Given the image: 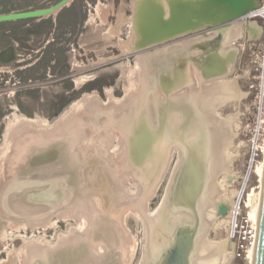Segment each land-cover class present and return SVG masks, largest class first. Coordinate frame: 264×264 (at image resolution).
<instances>
[{
    "label": "rangeland",
    "instance_id": "rangeland-1",
    "mask_svg": "<svg viewBox=\"0 0 264 264\" xmlns=\"http://www.w3.org/2000/svg\"><path fill=\"white\" fill-rule=\"evenodd\" d=\"M58 1L0 0V14L42 9ZM157 1L160 2L158 5L164 8L163 0ZM190 1H184L187 3L188 9L192 11L189 12L187 9V12L194 13L200 3L197 5L196 1ZM134 2L136 0H72L57 15H51L43 19L0 24V50L13 43L18 44L19 40L26 42L23 49L18 48L21 54V57L18 58L21 61L20 63L10 66L0 65V190L8 178L4 174L8 164L9 171L15 165H18V162L13 165L12 155L22 153L25 144L29 141L30 145L33 146V144L36 145L39 142L48 143L54 139L57 140L61 136L67 137V139L64 137L67 145L64 144V141L61 142L63 144L57 145V154L47 167L42 169L36 166L33 170L29 169L30 173L34 175L40 174L39 172H45L49 175L52 173H68L71 174L68 184L74 185L84 182L80 184L81 189H87L81 196L74 198L69 206L60 208L61 210L59 209L46 217L45 214L35 216L38 215L36 212L41 210V208L38 209L40 206H28L17 200V197L10 200L11 207L16 212L23 213L24 216L27 215L26 217L15 218L9 216L3 211L0 203V264H39L40 260L43 259L42 257L45 258L47 264H60L64 259L63 257L59 258L60 253L67 248H75L76 246L81 249L74 252L76 255L79 254L76 258L81 262L80 264L141 263L145 244L144 224L146 223L144 218L147 220L149 217L147 214H153L159 205H162L161 200L165 189L177 161L180 159L179 151L176 147L172 150L171 159L160 184L156 188L157 190L146 201V209H142L141 216L144 220L142 218L141 220L137 219L134 214L135 211L132 212V197L135 188L130 184L131 178L137 177L138 174L141 176L137 178L138 180L141 179L142 183L150 184L153 181L147 180L144 173L137 171L130 163L127 164V162L124 165L123 158H121L122 152L116 153L118 151L117 138L111 139L109 137L110 146L112 144V156L111 151L105 154L107 156L105 158L99 156L95 148L102 147L103 142L106 141L104 137V141L100 142L103 137L100 132L103 130L110 131L112 136H119L118 129H123L120 127L114 128V122L107 121V118L97 124L101 115H96L95 112L88 115V112L93 109L104 107L115 109L119 107L121 103L126 102V90H129V96H127L129 101L134 94L140 91L142 81L149 75L150 77L154 76L156 67L153 65V69L148 68L149 62H152V60L146 58L145 54L147 52L141 51L145 46L135 48L134 51L131 48L132 51L127 53H123L122 48L119 47L123 42V44H128ZM161 19H164L163 15ZM165 20L168 21L169 17H166ZM189 21L193 24L189 28L190 30L180 31L182 32L180 34L202 29L204 27L202 25H205L202 24L203 19L195 16H191ZM193 21L196 22L195 25ZM187 25L172 24L169 26V32H166L170 34L160 33L163 31L160 30L158 37L169 35L170 37L167 38H173L174 33L182 30L183 27L186 28ZM228 26L224 27L226 28L225 31H227ZM159 27L162 29L163 24L160 23ZM245 27L241 36L236 40L235 48L238 47L239 50L237 49L236 61L226 81L236 80L238 88L247 95L240 102H230L223 107L216 108V114L220 118L223 117V119L238 113L237 119L233 121L231 126L232 132L236 136L227 148L228 153L231 155L230 172L229 174L220 173L217 176L218 181L223 185L225 184L226 192L230 197L237 192H242L243 182L246 180L247 143L241 135V129L245 122L243 115L245 106L251 99L253 90L249 88L247 49H241V45L247 46L252 41L247 33V26ZM30 29L36 31L29 33L25 31ZM215 30V28L207 27L201 31L181 35L169 40L165 44L168 48L166 47V50H164L169 53L171 51L167 49L171 50L179 42H186L183 45H188L192 43L190 40H196L197 42L201 37L210 38ZM110 31H114V37L110 36ZM214 40L219 39L215 38ZM186 49L187 47L177 49L175 55L178 52V54L189 53V50ZM140 55L146 63L141 81H139L137 75H132V78L129 76L131 69L135 66L136 58ZM228 56H230V53L225 58H228ZM163 59L167 61L166 54ZM190 70L191 75H194L191 76L192 80L189 82L190 88L188 90L186 88V91L184 90L178 94L186 92L190 95L188 92L193 90L202 92L203 89L210 91L213 86L219 83L215 79L216 76L209 80H201L195 66L191 65ZM188 81H190L189 77ZM136 82L140 85L137 91H135L134 86L131 87V84ZM91 104L94 105H92L93 108ZM125 112H119V114H125ZM86 115L88 118L85 117ZM22 117L32 119L34 122L29 127L31 129L30 134L28 136L13 137L11 128ZM70 118H78L79 120H73V123L69 124L70 122H67ZM208 123L212 128L209 121ZM63 124L65 128L59 134L60 137L52 133L54 126ZM214 129L216 128H212V131ZM75 132L77 138L79 135V142L71 148L72 139L76 137ZM73 136L74 138H72ZM18 137L23 138L19 139ZM68 145H70V149ZM104 147L107 146L104 145ZM166 147L167 152L163 165L167 160L170 146ZM68 150L72 155H69ZM113 153H116L119 164ZM115 159L116 163L113 162ZM151 162V166L146 168L145 173L149 176L154 175L152 171L156 167V160L151 159ZM115 164L119 166L121 164L123 168ZM21 168L18 172L19 175L24 173L22 170L26 169V165ZM79 173L80 177H76L75 174ZM257 175H252L250 178L247 190L244 192V203H247L249 193L252 194L253 202H257L261 187L260 180L262 179L261 169H259ZM235 177L239 179H235ZM117 178H120L122 183ZM114 179L117 180L114 182ZM123 185L127 189L126 191H124ZM242 208L240 217L245 216L248 212L250 217L253 218L254 210H251L253 208L248 206L245 208L243 203ZM159 212L160 210L156 213ZM83 220L86 221V224L82 225V229H79L77 224L80 222L84 224ZM156 220L158 222V219L154 221L156 222ZM229 224H231V221L228 218L216 219L207 232V239L210 241L227 239L229 237ZM231 244L233 245V256L229 264H252L249 255L248 260L235 258L237 243L231 240ZM99 248H102L101 251ZM69 259L71 258L69 257Z\"/></svg>",
    "mask_w": 264,
    "mask_h": 264
},
{
    "label": "water",
    "instance_id": "water-1",
    "mask_svg": "<svg viewBox=\"0 0 264 264\" xmlns=\"http://www.w3.org/2000/svg\"><path fill=\"white\" fill-rule=\"evenodd\" d=\"M71 1L59 0L42 9L0 14V24L43 19L57 15ZM208 4L209 6L217 4L219 8L226 5L229 9L228 16L210 26V28L216 29L210 38L201 37V41L197 42L190 40L193 43L188 45H183L186 42H179L174 46L187 47L189 53H185L183 56L182 54H173V60L168 59L167 61L163 59L166 54L164 49L168 48L165 44L171 39L148 48L145 56L153 59L152 63H149V67L153 69L154 65L156 70L153 77L149 75L145 78L146 80L142 81L140 91L129 99L128 106L133 110L127 108L125 114H119L118 109L104 107L88 112V115H92L94 112L96 115L104 114L98 118L97 124L107 118V121L114 122L113 126L116 128H126L128 162L137 171L143 172L144 177L150 182L156 179L158 170L163 166L167 152L166 146L177 144L180 147V159L177 161L165 189L161 200L162 206L159 205L162 208L158 207L160 209L157 216L158 222H154L149 217V220L147 219V225L151 228L148 233V256L143 264H195L194 258L198 242L208 232L202 214L205 209V201L210 194L213 176V131L208 123L210 118L206 112L197 108V105L194 104L196 102L189 94L186 92V94L175 93L185 82H188L187 71L190 70L191 65L196 67L201 80H209L226 72L227 60L235 63L238 47V50L232 51L228 58L221 54L225 44L226 28L224 27L255 10L258 0H208ZM181 7L179 4L173 3L170 6V11L176 13L179 10H184ZM211 37H213L212 40ZM215 38L219 40H214ZM163 50L165 52H161ZM153 52H156V55L153 56ZM157 52H160L159 55ZM150 103L155 105L152 121L147 109ZM85 117L88 118L87 115ZM64 137L54 139V142H39L33 146L29 141L25 144L22 153L11 156L13 165L16 162L18 165L9 171L8 164L5 169L6 173L4 172L8 178L0 190L1 206L9 216L15 218L27 216L12 209L10 200L13 197H17V200L28 206H40L38 209L41 208V210L36 212L38 215L35 216L45 214L46 217L60 208L69 206L74 198L87 191V189H81L80 184L84 182L68 184L71 178V174L68 173H52L51 175L45 172H39L38 175L30 173L29 169L33 170L36 166L42 169L47 167L57 154V145L63 144L61 142L65 140ZM21 138L23 137L19 139ZM64 144L67 145L66 141ZM68 152L69 155H72L69 150ZM151 159L156 160V167L153 169L154 175L149 176L145 173L146 168L152 164ZM70 160L72 159L70 158ZM23 165H26L25 170L27 171L22 170L24 173L19 175L18 172ZM75 175L80 177V173ZM260 203L253 264H264V178L261 184ZM227 211L226 204L220 203L216 216L218 218L225 217ZM171 215H180L182 218L177 224L170 227L168 218ZM79 250L81 249L76 246L61 252L59 258L63 257L64 259L60 264H80L81 262L76 258L79 254H74ZM42 258L39 264H47L45 258Z\"/></svg>",
    "mask_w": 264,
    "mask_h": 264
},
{
    "label": "bare ground",
    "instance_id": "bare-ground-1",
    "mask_svg": "<svg viewBox=\"0 0 264 264\" xmlns=\"http://www.w3.org/2000/svg\"><path fill=\"white\" fill-rule=\"evenodd\" d=\"M184 1H182V0H163V2H164V3L162 2L163 5H164V8H163V7H161V5L160 6L158 5V3H160V2H158L157 0H136V2H134V4H133L134 7H133L132 27L130 29L131 31H129V33H128L129 34L128 35V41H127L128 44H123L124 43L123 42L119 46V47L122 48V52L123 53L131 52L132 51L131 48H133V51H134L135 48L138 49V47L142 48L144 46L145 47L142 48L141 51L142 52H144V51L146 52L148 50V48H150L153 45H156L157 43L164 42L166 40L173 39V38L179 37L181 35L182 36L185 35V34H180V33H182L180 31H185L186 29H189L193 25L191 23V21H189L191 16H195L196 18L198 17V18L203 19V23H202V21H201V23L205 24V25H202V26H204L202 29L193 31V32H197V31H201V30H203V29H205L207 27H210V26L218 23L220 21V19L224 18L225 16H228V14H229V9H228V7L226 5L222 6L220 8L217 6V4L209 6L208 0H191L193 2L196 1L197 5H198V3H200V5L198 6V9L196 11H194V13H188L187 12V9H188L187 6L188 5ZM173 3L179 4V6H182L181 8H183L184 10H179L176 13H172L170 11V6ZM188 11L192 12V11H190V9H188ZM248 14H250V13H248ZM162 15L164 16V19H161ZM166 17L167 18L169 17L168 21L165 20ZM167 22H169V23H167ZM193 22H195V21H193ZM160 23L163 24L162 29H160V27H159ZM172 24H175V25H177V24L178 25H182L183 24L184 26L186 24H188V25L186 26V28L183 27L182 30H179L178 32L174 33L173 38H167V37H170L169 35H164L163 37H158L160 33L170 34V33H166V32L168 31L169 26L172 25ZM195 24H196V22L194 23V25ZM246 25L248 26L247 27L248 28L247 33L249 35V38H253L254 36L256 37V36L260 35L259 33L261 31H260V29H259V27H258V25H257V23L255 21L249 20V21L246 22L245 20H243V18L239 19V20H236V21H233L232 24L230 23L229 26L227 27V31H226L225 36H224L225 37V44H224V48L222 49V53H221L224 57H226L227 54L231 53L232 51L236 50V48H235L236 47L235 46L236 40L241 36L242 30L244 29V27ZM199 26H198V28H199ZM253 28H255V30ZM160 30H163V31H161L159 33ZM193 32L189 31L188 33H193ZM109 34H110L111 37H114L115 33H114V31H110ZM160 39L161 40L162 39H166V40L161 41ZM198 41H201L200 38H199ZM129 43H131V44H129ZM132 44H134V45L131 47L130 45H132ZM181 47L182 46H174V47L171 48V50L167 49V50L171 51V52H169L170 54L166 52L167 60L168 59H172L173 60V58H174L173 54L175 55V51L177 49L181 48ZM158 53H160V52H157V54ZM178 53H176V55ZM152 55L153 56L156 55V52L154 54H152ZM141 56L142 55H140L139 57L136 58L135 66L133 67V69H131V71H130L131 73L129 75L130 77L132 75H137L139 77V79H140L139 81L142 80V76H143L144 71H145L144 66H146V63L142 60ZM147 59H149L150 61L151 60L153 61V59H150L149 56L147 57ZM149 63H152V62H149ZM233 66H234V63H232V62L227 60V70H226V72H224L220 76H216L215 77V79H217L219 81V83L217 85L213 86V88L210 89V91H205L203 89L202 92L198 91V90L197 91L193 90L192 92H188V93H190L191 98L196 102L194 104L197 105V108H199L203 112H206L209 115V118H210L209 122H210L211 127L212 128H216V129H214L213 135H212L213 154H214L213 159H212V161H213L212 162V166H213V174L212 175L213 176H212V182H211V187H210V194H209L208 199L205 201V204H204L205 205V209L203 211L202 218H203V221H204V223L206 225V228L209 230V228L212 225V223L216 219H218V217L216 216V212H217L218 205L220 203H224L228 207V211H227V214H226L225 218L230 219V221L232 220V218L235 215H237L241 211L242 203H243V206L245 208H247V206H248V207L253 208L251 210H254L253 218L250 217L249 213H248V216L254 221V223L256 225V232H257L258 223H259V216H260V205H261V203H260V201H261V187H260V191H259L260 193L258 195V199H257L256 203L253 202L252 194H250V193L247 195V203H244V201H243L244 200L243 199L244 198V194H245L244 193L245 192L244 188H242V192L241 193L237 192L236 194H234V196L230 197V196H228V194L226 192V188L224 186L225 184L223 185L217 179V176L220 173L229 174V172H230L231 155L228 153V149L227 148L229 147V145L232 143L233 139L236 136V134H234L232 132L231 126H232L233 121L237 119L238 113L235 114L234 116H231L229 118L223 119V117L220 118L216 114L217 113L216 112V108L220 107V106L223 107V106H225L226 104H228L230 102H240L242 99H244L246 97L245 95H247V93L246 94L243 93L238 88V85H237L235 79H234L235 81H231V80L230 81H226L227 77L229 76V74H231ZM148 68H149V66H148ZM191 70L188 71V77L190 78V81H188L187 83L185 82L187 85L183 84V86L180 87L179 90L176 91V93L183 92L187 87L190 88L189 82H191L192 77L194 76V75H191ZM131 85H132L131 87L134 86V88H136L135 91H137L140 88L141 84L139 85L138 82H136L135 84H131ZM184 85H186V86H184ZM187 90H188V88H187ZM109 93H110V91H109ZM125 93H126L125 94V97H126L125 99L126 100L125 99L124 100L126 102L121 103V105L119 107L115 108L116 110L118 109L120 113L121 112H125L127 110V108H129V106H128L129 105L128 104L129 101L127 100V96H129V90H126ZM133 94H134V92H133ZM108 96H110V95H108ZM92 105L93 104H91V107H92ZM147 109H148L149 118L152 121V117H153V114H154L153 111L155 109V105L150 103L147 106ZM76 119H78V118H70L67 123L70 122L69 124H72L73 120H76ZM33 123L34 122H33L32 119H28V118H25V117H22V118L18 119L16 124H14L13 128H11L12 136L13 137L14 136L15 137L16 136H28V134H30V131H31V129L29 127ZM64 126H65L64 124L61 125V126H58V125L54 126L53 127V131L54 132L52 131V133H54L55 135L59 136V134L61 132H63V130H64L63 128H65ZM114 128H115V126H114ZM212 128H211V130H212ZM113 130H111V131H113ZM100 133L103 136L102 138L100 137L101 138L100 142L102 143L104 141L103 140L104 137L106 138V141L103 142L104 144H102L103 145L102 147L100 146L101 148L100 147H96L95 148L96 151L99 153V156L100 155L104 156V158L107 157L105 154L108 153V151H111V146H112V144L110 146L109 137H111V139L117 138V140H118V145H117L118 146V151L116 153L119 154V152H122L121 158H123L122 160L124 161L123 163L125 165L128 162L127 161L128 160V158H127V154H128L127 142H126V139L124 137V135H126L125 134L126 133V128H124L123 130L118 129L119 136L118 135H115V136L113 135L112 136L110 131L108 132V131H104V130L102 132H100ZM51 134H50V136H51ZM74 135L76 136V132L74 133ZM69 136H72V135H69ZM69 136H68V139L70 138ZM65 138L67 139V137H65ZM72 138H74V136ZM75 138H77V136ZM75 138L72 139L73 141L70 139V142L72 141V143H73L71 145V148H72V146H74V144L79 142L78 141L79 135H78L77 139H75ZM49 139H51V138H49ZM67 142H68V140H67ZM22 143H24V142H22ZM104 145H106L108 148L104 147ZM68 146H69V149H70V145H68ZM175 147L177 148V151H179L178 155H179V158H180V152H181L180 147H178L177 144H172L169 147L168 156H167V160H166L165 164L163 165L162 169L158 171L157 177L152 183H150V184H148L146 182L142 183L141 179L138 180V178H137V177L141 176V175H138V174H137V177L135 176L136 178L135 177L131 178V183L130 184H132V186L135 188V193H134V195L132 197V202H133L132 203V208H133L132 212L135 211L134 214H135L137 219H140V220H141V218L143 219V217L141 216L142 213H143L142 209H144L146 207V201L150 198V196H153L154 193H155V190H157L156 188L160 184V181H161V179L163 177V174L165 173L164 171H166L165 169H167L166 167L168 166L169 161L171 159L172 150ZM116 153H113V154L116 156L117 163L119 164L120 162H118L119 160L117 158ZM111 156H112V151H111ZM115 156H113V157L115 158ZM116 159L113 162H115ZM77 160H79V159H77ZM105 163H106V161H105ZM121 164H120V166L117 165V164H115V165H117V166H119L121 168L122 167ZM127 164H129V162ZM107 165H108V161H107ZM153 166H154V164H153ZM259 169H261L262 179L260 180V182L262 184V181H263V178H264V162H262V164H261ZM259 169H258V171H259ZM121 174L123 175L124 173H121ZM130 175H131V173H130ZM127 176H128V174H127ZM235 179H239V178L235 177ZM116 180L114 179V182ZM118 181L120 183H122L120 178L118 179ZM243 183L245 184V182H243ZM120 186H121V184H120ZM124 187L125 186L123 185V189H124V191H126L127 189H125ZM117 190H119V189H117ZM160 209L158 208L153 214H151V215L147 214V215L149 216V218H151L154 221L155 219H157V216L159 215V213L157 214L156 212L158 210H160ZM180 218H182V217H180V215H176V216L175 215H171V217L168 218L170 227L174 226L175 224H177L179 222ZM144 219H145L144 222L146 223V224H144L145 244L143 246L144 247L143 248V255H142V261H141L140 264H143L144 260L148 256L147 255V249H148V245H149L148 244V233L150 231V229H149L150 227H148V225H147L146 218H144ZM85 220H83L84 224L82 222L77 224L79 229H82V227L86 224ZM156 222H157V220H156ZM229 226H230V224H229ZM228 232H229V235H230V228L228 229ZM99 249L101 251L102 248H99ZM58 252H60V251H58ZM254 254H255V247L252 250H250V252H249V258L252 260V264L254 262ZM232 256H233V245L231 244L230 236L227 239H222V240H219V241H216V240L215 241H210V240L207 239V234H204L200 238V240L198 242V245H197V248H196V252H195L194 263L195 264H229Z\"/></svg>",
    "mask_w": 264,
    "mask_h": 264
},
{
    "label": "built area",
    "instance_id": "built-area-1",
    "mask_svg": "<svg viewBox=\"0 0 264 264\" xmlns=\"http://www.w3.org/2000/svg\"><path fill=\"white\" fill-rule=\"evenodd\" d=\"M251 12L244 16L243 20L255 21L261 32L259 36L250 38L252 41L247 46L241 45V49H247L249 88L253 90L251 99L245 106L243 113L245 122L241 129V135L247 143L244 190H247L251 176L257 175L258 169L264 162V0H258L257 8ZM241 211L231 220L229 236L237 243L235 258L248 260L250 250L256 246L257 232L256 225L248 216V212L240 217Z\"/></svg>",
    "mask_w": 264,
    "mask_h": 264
},
{
    "label": "flooded vegetation",
    "instance_id": "flooded-vegetation-1",
    "mask_svg": "<svg viewBox=\"0 0 264 264\" xmlns=\"http://www.w3.org/2000/svg\"><path fill=\"white\" fill-rule=\"evenodd\" d=\"M25 31L29 33V32H34L36 30L30 29V30H25ZM20 45L22 46L21 48H20ZM25 45H26V42L19 40L18 44L13 43L3 48L2 50H0V65L10 66L13 64L20 63L21 61L18 58L21 57V54L19 53L18 48L23 49Z\"/></svg>",
    "mask_w": 264,
    "mask_h": 264
},
{
    "label": "trees",
    "instance_id": "trees-1",
    "mask_svg": "<svg viewBox=\"0 0 264 264\" xmlns=\"http://www.w3.org/2000/svg\"><path fill=\"white\" fill-rule=\"evenodd\" d=\"M7 13H9V12H7ZM5 14V13H4Z\"/></svg>",
    "mask_w": 264,
    "mask_h": 264
}]
</instances>
